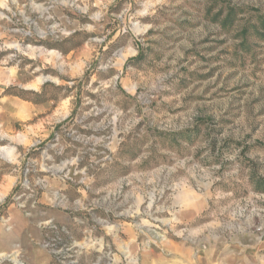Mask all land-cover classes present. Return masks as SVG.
Instances as JSON below:
<instances>
[{
	"label": "rangeland",
	"instance_id": "374dc122",
	"mask_svg": "<svg viewBox=\"0 0 264 264\" xmlns=\"http://www.w3.org/2000/svg\"><path fill=\"white\" fill-rule=\"evenodd\" d=\"M197 256L264 264V0H0V264Z\"/></svg>",
	"mask_w": 264,
	"mask_h": 264
},
{
	"label": "crops",
	"instance_id": "0c3cea01",
	"mask_svg": "<svg viewBox=\"0 0 264 264\" xmlns=\"http://www.w3.org/2000/svg\"><path fill=\"white\" fill-rule=\"evenodd\" d=\"M4 238H5V240L8 239L9 238V234H5V237ZM197 262H198V264H201L204 261L202 262V260L199 258V256H197Z\"/></svg>",
	"mask_w": 264,
	"mask_h": 264
},
{
	"label": "trees",
	"instance_id": "16d2710c",
	"mask_svg": "<svg viewBox=\"0 0 264 264\" xmlns=\"http://www.w3.org/2000/svg\"><path fill=\"white\" fill-rule=\"evenodd\" d=\"M9 199H7L6 204L8 203Z\"/></svg>",
	"mask_w": 264,
	"mask_h": 264
}]
</instances>
